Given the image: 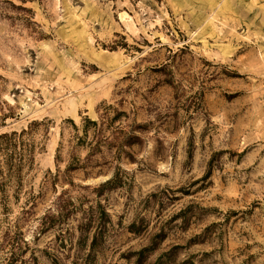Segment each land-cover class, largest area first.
I'll list each match as a JSON object with an SVG mask.
<instances>
[{"label":"rangeland","instance_id":"rangeland-1","mask_svg":"<svg viewBox=\"0 0 264 264\" xmlns=\"http://www.w3.org/2000/svg\"><path fill=\"white\" fill-rule=\"evenodd\" d=\"M85 119L112 146L89 156ZM35 123L33 166L0 188V264L153 243L146 264H264V0H0V134Z\"/></svg>","mask_w":264,"mask_h":264},{"label":"trees","instance_id":"trees-1","mask_svg":"<svg viewBox=\"0 0 264 264\" xmlns=\"http://www.w3.org/2000/svg\"><path fill=\"white\" fill-rule=\"evenodd\" d=\"M20 3L24 4L28 1L33 0H18ZM20 9H24L20 7ZM123 114V113H121ZM116 117L112 118L111 120H115ZM84 126L82 128L83 137L86 138L88 135L89 127L94 128L92 133L91 141L88 143V146L91 150L89 156L94 155L95 153L100 152L102 147H110L112 143L107 141V138L102 135V131L100 128H97V123L94 121H90L85 119ZM36 125L32 124L29 125L27 129L21 130L19 133L11 132V133H3L0 134V188L5 187L11 179L15 178L16 181L19 183L21 179V172L24 168L31 169L34 164V153L36 150V146L32 138V128ZM84 138L77 137V140L80 145H83L86 141ZM115 139V138H114ZM138 141V137L130 136L126 137L124 141L120 144L119 147L124 145H133ZM42 147L39 148L41 150ZM129 156L130 160H133L132 157ZM118 160V158H117ZM94 166H99L104 163V159L102 161L94 160ZM79 165L77 163H70L67 167V171H74L79 169ZM116 170H120L119 167H116ZM100 172V171H99ZM120 181L118 180L116 172L107 179L106 181L102 182L98 186V191H102L105 188H114L115 186L120 185ZM110 219L109 215L106 212L105 208H103L99 203L97 204V210L91 213L89 217V222L85 224L84 232L89 233L91 229V225L94 224L92 240H91V249L94 248L96 245V241L102 237L107 231V225L109 224ZM157 241H161L162 237L160 234L155 236ZM154 246L156 243H153L149 247L143 248L141 251H136L132 253V256L135 258L134 264H146L150 256L155 252ZM10 257H7L6 264H29L20 259L17 255V259L15 257V253L13 251L10 252ZM97 253L98 251H88L83 257H78L79 263L73 262L72 264H97ZM176 261V251H164L160 253L152 263L150 264H175ZM33 264H37L35 261ZM57 264V263H54Z\"/></svg>","mask_w":264,"mask_h":264},{"label":"bare ground","instance_id":"bare-ground-1","mask_svg":"<svg viewBox=\"0 0 264 264\" xmlns=\"http://www.w3.org/2000/svg\"><path fill=\"white\" fill-rule=\"evenodd\" d=\"M67 109H69V108H67Z\"/></svg>","mask_w":264,"mask_h":264}]
</instances>
